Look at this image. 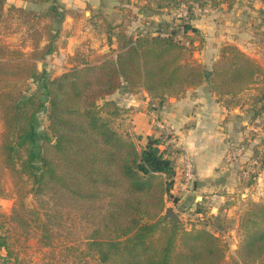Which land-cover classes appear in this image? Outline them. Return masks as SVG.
Masks as SVG:
<instances>
[{"label": "trees", "instance_id": "trees-1", "mask_svg": "<svg viewBox=\"0 0 264 264\" xmlns=\"http://www.w3.org/2000/svg\"><path fill=\"white\" fill-rule=\"evenodd\" d=\"M22 1L51 4L42 13L22 7L8 9L36 20H49L30 52L0 40V173L7 171L15 185L22 184L14 216L19 217L21 209L31 213L23 201L50 186L55 193L107 203L101 228L94 231L89 243L100 262L223 264L227 248L224 239L207 228V224L214 225L208 216L218 217L209 214V206L198 202L188 212L198 225L175 223L163 214L175 174L172 155L178 154L171 144L161 150L169 136H148L138 150L133 140L112 129L99 111V103L111 104L107 97L125 86L130 95L145 91L152 109L158 110L169 98L183 97L187 90L203 83L223 98L243 92L264 76L261 66L232 44L220 47L218 59L210 68L192 58L201 48V40L189 24L194 17L191 11L194 5L209 8L207 3L213 0H153V10L149 3L141 5L143 12L158 15L172 4L176 10L184 3L189 5V16L178 29L165 30L164 34L159 29L133 36L123 22L113 26L99 16L108 44H112L111 37L115 39V49L108 53L113 52L114 58L82 65L86 62L78 63L80 54L76 52L69 58L74 63L72 69L53 79L38 70L37 62L58 50L60 29L54 22L61 23L74 11L61 8L55 0ZM3 13L0 0V16ZM128 13L131 11L125 17ZM194 40L198 41L195 47ZM28 80L38 83L35 94L24 93ZM43 96L49 104L48 126L39 132L36 118L44 106ZM239 230L243 236L229 264H264V202L248 204ZM0 247L7 256L12 255L3 240Z\"/></svg>", "mask_w": 264, "mask_h": 264}, {"label": "crops", "instance_id": "crops-1", "mask_svg": "<svg viewBox=\"0 0 264 264\" xmlns=\"http://www.w3.org/2000/svg\"><path fill=\"white\" fill-rule=\"evenodd\" d=\"M13 1L15 6L28 9L35 7L22 0ZM56 2L61 8L74 12L72 15H65L61 22L63 42L58 44V50L40 63L48 67L46 69L48 71L55 69L54 76L74 65L69 58L76 52H79L80 57H87L90 53L98 55L102 52L106 55L110 49H115V39L111 37L112 44H108L107 34L99 26L101 24L97 19L99 16L113 26L123 22L127 28L130 27L125 14L131 9V13L137 16V21L142 23L149 20L166 24L171 19L165 15L143 12L139 7L146 4V0H56ZM48 7L49 4L45 9ZM78 11L82 13L79 14ZM87 14L89 15L86 16ZM170 14L175 15L176 12L172 11ZM243 17L242 10L235 6L231 10L222 8L218 11H208L190 19V26L197 30L201 40V48L193 52L192 58L210 67L218 59L220 47L232 44L249 57L261 61L260 64L263 65L264 57L254 44L256 40L254 37L252 40L250 32L251 28L255 33L259 30L243 26ZM148 28L142 26L140 31L145 32ZM188 35L193 37V33L189 32ZM197 45L198 41L194 40L192 46ZM248 92L251 93L250 90H246L238 97L247 95ZM107 99L114 101L116 107H123L124 121L131 122L123 124V129L130 135L141 136L143 145L148 136H157L159 133L169 136L168 141L160 148L164 150L166 144H171V147L178 151V154L172 155L175 161V180L179 178L182 158L186 157L191 161L194 174L192 190L177 196L176 190L171 189L166 200V206L177 213L180 220H183L181 214L194 210L195 203L192 200L198 198H201L200 202L211 207L209 214H213L219 208L228 214H235L237 207L230 203L234 193H239L243 198L241 203L247 202L250 198L257 199L256 195L252 194L254 188L239 186L242 172L248 169L253 161L258 162V151L264 148V124L256 128L252 127L253 124H247L245 110L248 105H243V102L234 105L227 103L225 97L220 98L212 93L206 83L187 90L183 97L169 98L158 107V110H152L149 97L143 90L136 95L121 90ZM154 114H157L156 117ZM154 121L156 124H153ZM157 125L161 126L162 130H159ZM251 130L257 131V134L251 133ZM239 146H242V150L237 157L229 160L230 155L236 152ZM255 153L257 156H254ZM171 197H177V203L172 202L169 199ZM193 218L196 219L195 216ZM233 219L235 224L232 229L236 230L238 218L235 215Z\"/></svg>", "mask_w": 264, "mask_h": 264}, {"label": "rangeland", "instance_id": "rangeland-1", "mask_svg": "<svg viewBox=\"0 0 264 264\" xmlns=\"http://www.w3.org/2000/svg\"><path fill=\"white\" fill-rule=\"evenodd\" d=\"M2 1L4 3V13L0 16L1 42H4L12 48H18L23 52H30L32 47L31 45L38 39V32H43V27L48 24L49 20L44 18L36 20L29 16H24L17 9H11L8 11L10 7L21 6H15L13 0ZM146 2L152 5H150V10H153V6L156 4V1L149 0ZM47 4L50 5L51 3H36L33 4L35 6L34 9L26 8V10L33 11L35 13H42L44 12ZM207 4L210 7L204 9L209 10V12L218 11L222 8L225 10H231L234 9L235 6L238 10H242L244 15L243 26L246 25L250 28H258L259 30L255 33L251 28L250 32L252 40L253 37L254 40H256L254 44L257 48H259L261 56L264 57V0H213ZM173 6L174 5L172 4L171 8H166L161 14V16L165 15V17L171 18L166 24L154 23L153 21L145 20L144 23H148V25H145L141 21H137L136 15L128 13L129 16H127V22L129 23L130 28H127L125 24L123 25H125L127 31L130 32L129 34L133 36L143 32L140 31L142 26H148L149 28L147 31H156L161 29L163 34L165 33V30H177V27L185 20L182 16L178 17L179 10L182 6L189 9V5L184 3L177 10ZM172 11L176 12V14L171 15L170 13H172ZM191 13L194 15L192 11ZM88 15L89 14L86 16ZM97 19L101 21L99 26L102 30H104L105 26L103 27L102 19ZM248 23H250V25H247ZM54 25L60 29L58 39L56 40V44L58 45L60 42H63V34L61 33L60 27L61 23L54 22ZM47 57L44 60H46ZM108 58H114L113 52L107 56L102 54V52L98 55L90 53L87 57H79L76 61L78 63L83 61L86 62L83 64L81 63L82 65L97 64L98 62ZM42 61L37 62V67L39 71H45L48 79L56 78L64 73L62 72L54 76L53 74L56 73L55 69H51L50 71L46 70L48 67L40 65ZM255 61L261 66L264 73V64H260L261 61ZM70 69H72V67L68 70ZM23 87L25 89L24 93L27 95L35 94L38 91V83L31 80H28L26 85ZM121 90H126L128 93L126 86L118 91ZM246 90H250L251 93L248 92L246 93L247 95L244 94L241 97H238V95L242 92L234 96H225L226 101L231 105L240 104L242 102L243 105H248L245 110L247 124H253L252 126L254 128L262 126L264 124V116H262V113L264 112V76L258 77L257 82ZM139 91L141 92L142 90ZM41 99L44 106L37 114L36 125L39 132H44L47 130L48 126L47 112L49 104L48 99L45 96ZM108 102H111V104L103 102L99 103V111L102 118L116 132L121 135H128L137 146V149L141 150L144 147L141 141V136L130 135L128 131L123 129V124H131V122L127 123L124 121L125 117H123L124 115L122 112L123 107H121L122 109L120 107H116L115 102L112 100H108ZM154 115L156 117V114ZM258 118H260L259 123L257 122ZM153 124H156L155 121ZM251 133L257 134V131L251 130ZM258 152V165L255 172L250 173L247 176L241 175L239 178V186L254 188L252 194L256 195L257 199L253 200L250 198L247 202L241 203L243 198L239 193H234L232 194L230 203L237 207L234 211L235 214H228L226 211L219 208L217 211L215 210L216 213L215 211L213 212V214L218 216L217 219L211 218V215L208 216L209 218L207 219L209 222H213L215 225H213L214 228L218 229L224 235L223 238L227 249L225 250V259L223 264H229L232 257H235L236 250L238 249L240 240L243 236L241 230H239V221L242 214L247 209L248 204L251 202L258 204L264 202V171L262 172L264 164L261 163H264V148L262 151L260 150ZM0 178V188L2 190L0 193V241L3 240L8 245L10 252L12 253L9 257L7 256L5 249L0 247V264H117L111 261L105 263L100 262L95 248L89 245L91 235L96 229L101 228V214L107 209V203L105 201H102L101 203L86 202L70 197L62 192L55 193L52 187L45 186L40 194L34 196L29 195L23 201L25 208L32 210V212L28 213L25 209H21L20 216L15 217L13 211L19 206L17 194L18 189L22 187V184L16 181L18 185H15V180H13L7 171H5L4 174L0 173ZM175 179L176 177L174 174L171 189L176 182ZM169 199L174 203H177L178 201L177 197H171ZM200 201L201 198H198L195 201L192 200L194 203H198ZM166 202L164 210L166 208H170L166 206ZM235 215L238 218V227L236 230H233L232 228L235 224L233 216ZM188 224L198 225L199 222L194 220Z\"/></svg>", "mask_w": 264, "mask_h": 264}, {"label": "built area", "instance_id": "built-area-1", "mask_svg": "<svg viewBox=\"0 0 264 264\" xmlns=\"http://www.w3.org/2000/svg\"><path fill=\"white\" fill-rule=\"evenodd\" d=\"M209 10L207 9H199L197 7V5L193 6V10L192 12L194 13V15H199V14H203V13H207ZM179 16H182L183 18H187L189 16V12L185 7H181V9L179 10ZM262 116H264V112L262 113ZM260 118L257 119V122L259 123ZM253 127V126H252ZM157 128L159 130H162V127L157 125ZM254 128V127H253ZM166 133V132H165ZM242 150V146H239L236 149V152H234L233 154L230 155L229 160H233L235 157H237L238 153ZM258 165L257 161H253L249 168L246 169L244 172H242V175L247 176L250 173H254L255 172V167ZM178 176L179 178L176 180V182L173 185L172 190H176V195H183L184 193H187L189 191L192 190L193 187V181H194V174H193V165L191 163V161L186 158L183 157L182 161H181V165H180V169L178 172ZM178 181V182H177ZM183 220L185 223H187V221L191 222L194 221L193 217L187 212L186 214H181ZM198 218H202L201 215L198 216ZM182 220V221H183ZM207 228L212 231L214 234L216 235H220L222 237V239H224V235L216 228H214L213 226H211L210 224H207Z\"/></svg>", "mask_w": 264, "mask_h": 264}, {"label": "water", "instance_id": "water-1", "mask_svg": "<svg viewBox=\"0 0 264 264\" xmlns=\"http://www.w3.org/2000/svg\"><path fill=\"white\" fill-rule=\"evenodd\" d=\"M164 216L171 221L178 223L180 221V218L177 213H175L172 209H165Z\"/></svg>", "mask_w": 264, "mask_h": 264}]
</instances>
